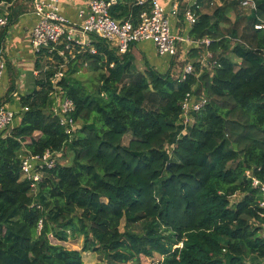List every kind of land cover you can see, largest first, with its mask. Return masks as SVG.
Here are the masks:
<instances>
[{
  "label": "trees",
  "instance_id": "trees-1",
  "mask_svg": "<svg viewBox=\"0 0 264 264\" xmlns=\"http://www.w3.org/2000/svg\"><path fill=\"white\" fill-rule=\"evenodd\" d=\"M241 1L197 0L191 7L197 21L189 37L212 39L210 61L217 64L202 67L203 49L191 50L195 72L183 82L172 74L176 61L165 74L141 71L131 52L119 55L95 36V53L67 52V62L58 52L65 45L37 53L34 87L19 96L27 110L0 135V264H84L91 251L106 264L155 254L162 260L152 264H264L260 193L247 176L264 181V30L255 29L264 22V0H253L254 9ZM147 9L118 0L111 15L136 25ZM29 10L30 0H0V19H9L0 55L9 28ZM63 64L56 85L75 103L72 134L54 114L53 80ZM83 69L95 76L82 81ZM8 70L11 87L0 107L17 80L10 63ZM188 93L207 104L184 130ZM47 151L72 162L46 169L34 192L22 160ZM51 237H83V248Z\"/></svg>",
  "mask_w": 264,
  "mask_h": 264
},
{
  "label": "built area",
  "instance_id": "built-area-1",
  "mask_svg": "<svg viewBox=\"0 0 264 264\" xmlns=\"http://www.w3.org/2000/svg\"><path fill=\"white\" fill-rule=\"evenodd\" d=\"M31 12L37 17V23L30 32L31 46L33 52L37 55L43 49L51 48V51L57 49V46L65 45L64 50H59V55L67 62L66 53L70 52L71 57L84 48H90L93 53L96 50L91 46V37H98L108 43L119 55L130 53L132 49L142 42H151L154 44L159 56L170 57L179 64L181 58L179 54L184 44H195L203 49V54L198 59L202 67L214 68L217 62H211L213 58L209 47L213 43L210 38H204L200 41L192 40L189 35H184L181 30L174 32L172 22L162 6V0H138L140 5L149 4V10L144 11L135 25L131 21H117L111 15L113 6L118 0H85L86 7L79 10V17L82 20L80 24L71 22L62 12L61 0H30ZM72 2V0H68ZM75 1V0H74ZM197 0L194 1V5ZM253 0H242L241 8L254 9ZM177 9V8H176ZM176 9L174 13H176ZM185 19L192 26L197 21V16L190 7L185 12ZM9 25L8 14L0 19V30ZM256 30H264V22L255 25ZM50 51V52H51ZM191 51V50H190ZM53 62V59H49ZM8 69V63L4 54L0 55V86L3 84ZM66 64H63L60 71L56 74L53 82L55 91L52 98L55 103L54 114L58 116L60 124L66 128L67 134H72L77 128L73 119L75 103L56 85L57 80L64 77ZM195 72V66L187 62L183 68H180L176 77L180 82L187 79L189 75ZM39 75V71L35 72ZM207 104L204 97L197 98L193 93H188L182 102V113L180 124L184 130L194 123V115L199 113ZM19 112L10 109L7 105L0 107V135L13 124ZM54 157L59 154H53L47 151L43 155H28L22 160V172L31 181L34 192L38 189L43 180L44 171L52 169L56 165ZM247 176L251 178L252 185L260 193L259 208L260 216L264 218V181L256 177H251L250 172Z\"/></svg>",
  "mask_w": 264,
  "mask_h": 264
},
{
  "label": "crops",
  "instance_id": "crops-1",
  "mask_svg": "<svg viewBox=\"0 0 264 264\" xmlns=\"http://www.w3.org/2000/svg\"><path fill=\"white\" fill-rule=\"evenodd\" d=\"M194 1L195 0H162V6L172 22L174 32L181 30L185 36L189 35L192 26L185 19V16L180 19V12L181 6L185 4V8L187 10L192 7ZM217 4L221 5V2H217L216 5ZM60 6L61 12L71 22L78 24L82 22L79 17V10L86 7L85 0H72V2H69L68 0H61ZM175 9L177 11L176 13H174ZM207 11L211 13L213 9L211 11L207 9ZM231 17L235 19L234 13H232ZM36 23L37 17L31 12V10H29V12L23 14L19 18L16 24L9 28L4 42L3 51L5 59L12 65L17 75L15 89L10 96L9 102H6L4 105H7L10 109L18 112L21 110L19 106V96L29 93L33 89V79L36 76L35 72H38V70H36L37 55L33 52L30 37V32ZM196 48L198 47L195 44H184L183 49L179 54L181 60L179 64H176V66L172 69L173 75H177L180 69L179 65L191 62L192 56L189 52L190 50H195ZM131 54L136 58V66L141 71L145 70L147 66H150L155 68L160 73L165 74L170 70V68H172V58L159 56L154 44L151 42H142L137 44L132 49ZM83 70H81V72ZM11 79V74L7 69L3 84L0 86V100L6 98L11 87ZM17 124L18 123L12 124L11 127H16Z\"/></svg>",
  "mask_w": 264,
  "mask_h": 264
},
{
  "label": "rangeland",
  "instance_id": "rangeland-1",
  "mask_svg": "<svg viewBox=\"0 0 264 264\" xmlns=\"http://www.w3.org/2000/svg\"><path fill=\"white\" fill-rule=\"evenodd\" d=\"M232 20L234 19L232 18ZM191 63H192V60H191ZM94 76L95 75L92 72H89L85 69L80 74H78V77H80V79L84 82L91 80ZM16 119L13 121V124L19 122V119L17 120ZM130 139H131L130 136L125 137L124 143L127 144ZM60 157L61 155L59 157H54L55 161L56 162L59 161L67 165L71 164L72 162L71 157H68L65 160L61 159ZM240 199H241V196H237L234 198V201H238ZM122 230H123V227H122ZM51 240L55 244H61V245L66 246L69 249H77V250H81L83 248V241H84L83 237H80V238L71 237V239L68 242H58L52 237H51ZM83 259H84V264H106L107 263L105 256L96 251L84 253ZM160 260H162V258L158 254H155L153 258H148V259L141 256L140 262L132 261L130 264H152L153 262L158 263Z\"/></svg>",
  "mask_w": 264,
  "mask_h": 264
}]
</instances>
